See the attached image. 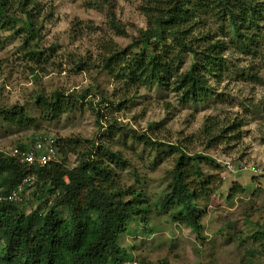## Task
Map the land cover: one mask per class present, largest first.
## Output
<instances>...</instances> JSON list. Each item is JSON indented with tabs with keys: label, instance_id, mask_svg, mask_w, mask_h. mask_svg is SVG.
Segmentation results:
<instances>
[{
	"label": "rangeland",
	"instance_id": "obj_1",
	"mask_svg": "<svg viewBox=\"0 0 264 264\" xmlns=\"http://www.w3.org/2000/svg\"><path fill=\"white\" fill-rule=\"evenodd\" d=\"M37 1L39 38L30 43L31 51L22 46L23 31L18 37L0 30V110L22 108L37 121L22 130L0 119V152L9 156L19 145L31 149L40 138L49 137L55 141H93L96 147L109 145L112 151L120 152L128 164L116 171L119 182L125 188L141 190L150 205L146 222H130L118 240L128 256L140 264H244L251 251L264 257V215L252 220L257 213H264V23L245 34L251 45L242 50L229 26L208 19L210 32L227 44L226 67L219 80L209 79L211 93L206 99L184 103L179 94L159 86L123 94L113 77L95 68L104 43L112 41L125 49L145 29L141 24L147 26L139 10L140 0H111L114 7L110 10L95 6L97 0ZM110 11L125 30L124 36L108 25ZM81 59L93 66L78 68ZM192 62L191 56H185L181 70L187 71ZM49 70L56 76L43 81ZM29 77L33 88L13 99L5 86L16 85L18 80L27 82ZM58 90L66 96L82 92L88 96L82 110L64 114L53 123L45 122L34 105L35 98L40 94L50 97ZM123 96L127 103L119 102ZM103 99L112 104L102 105ZM212 118L224 127L235 120L243 122L238 134H227L231 141L208 148L197 134ZM109 123L121 132L110 129ZM130 131L146 134L154 142L181 146L188 155L209 157L219 166L220 171L202 166L204 173L220 175L224 181L218 193L199 203L200 236L160 210L177 154L167 146L145 148L132 140ZM59 150V163L67 169L76 167L80 151L69 152L64 158ZM233 184L242 190L228 200ZM33 191L26 189L23 193L32 203L26 207L27 212L39 205ZM58 215L64 219L66 211L59 210Z\"/></svg>",
	"mask_w": 264,
	"mask_h": 264
},
{
	"label": "trees",
	"instance_id": "obj_2",
	"mask_svg": "<svg viewBox=\"0 0 264 264\" xmlns=\"http://www.w3.org/2000/svg\"><path fill=\"white\" fill-rule=\"evenodd\" d=\"M140 3L146 28L125 49L112 41L104 43L101 60L95 65L99 72L115 79L123 94L159 86L179 94L184 103L206 99L211 93L209 79L219 80L222 76L226 67L224 54L228 50L225 41L210 32L208 19L229 26L242 50L251 45L245 34L264 23V0H140ZM38 4L37 0H0V30L18 37L23 31L22 46L28 51L30 43L39 38ZM94 4L109 10L114 7L111 0H97ZM109 15L108 25L124 36L125 30L115 15L111 11ZM17 24L21 26L16 28ZM185 56H191L193 62L187 71H182ZM89 66H93L89 60L81 59L77 64L80 69ZM87 96L86 92L66 96L58 90L50 97L36 96L34 105L45 122L53 123L64 114L82 110ZM125 96L120 103L129 101ZM101 104L112 103L103 99ZM0 119L22 130L37 122L18 107L1 109ZM242 122L235 120L224 127L217 119H208L197 137L210 148L231 141L227 134H238ZM109 126L121 132L113 123ZM130 135L145 148L159 150L167 146L177 154L160 210L169 213L174 223L189 227L200 236L203 227L199 203L218 193L224 181L220 175L210 177L204 173L202 166L206 164L220 171L219 166L209 157L186 154L181 146L154 142L146 134L134 131ZM56 146L64 158L69 152L80 151L76 167L67 169L54 162L43 168L28 167L0 152V196H8L24 177L35 175L37 183L32 196L39 202L38 207L26 211L32 204L23 195L26 187L21 202L0 199V264H124L136 260L128 256L118 240L130 222L136 219L146 222L150 205L141 190L133 186L125 188L119 182L116 171L127 167L126 159L109 145L96 147L93 141L59 139ZM18 148L26 149L22 145ZM104 186L115 188L118 199L109 203L96 200L92 193ZM239 190L242 188L233 184L227 199ZM124 197L128 200L124 201ZM59 210L66 211L64 219L59 217ZM254 254L248 252L251 257Z\"/></svg>",
	"mask_w": 264,
	"mask_h": 264
},
{
	"label": "built area",
	"instance_id": "obj_3",
	"mask_svg": "<svg viewBox=\"0 0 264 264\" xmlns=\"http://www.w3.org/2000/svg\"><path fill=\"white\" fill-rule=\"evenodd\" d=\"M30 148L31 149H19L16 147L10 151L9 157L18 160L19 163L28 167L43 168L53 162L59 163L56 141L50 137L36 141ZM29 157H31L30 160ZM33 177H35V179H33ZM36 183L37 177L35 175L26 176L22 179L17 189L12 190L6 197L0 196V199L15 203L21 202L24 188L35 189ZM124 264H138V262L132 260Z\"/></svg>",
	"mask_w": 264,
	"mask_h": 264
},
{
	"label": "clouds",
	"instance_id": "obj_4",
	"mask_svg": "<svg viewBox=\"0 0 264 264\" xmlns=\"http://www.w3.org/2000/svg\"><path fill=\"white\" fill-rule=\"evenodd\" d=\"M141 27L146 28V24L142 23ZM13 47H15V45H13ZM49 71H50V75L44 76L43 81L49 80L52 77L56 76L55 71H53V70H49ZM17 75H19V73H17ZM0 83H2V78H0ZM84 83H87V80H85ZM33 86L34 85L32 82V77H29L27 82H24L23 80H18L16 85H7L5 87H7L12 92L13 99H18L21 96L22 92L32 89ZM13 87L15 89L14 91H12ZM49 90H51V89H49ZM89 99H91V97H89ZM30 159H31V157H29V160ZM73 159H76V158L73 157ZM253 171H255V169H253ZM33 179H35V177H33ZM65 179H67V178L65 177ZM116 191L117 190L115 188L108 189L106 186H104L103 188H100L96 192L92 193V195L95 196L96 200L107 201V203H109V202H113L114 199H118V197H115ZM127 200H128V197H124V201H127ZM229 211H235V209H229ZM261 215H264V213H257L255 216L252 217V220L259 219ZM261 224L264 225V220H261ZM197 247H198V245H197ZM249 262H251V264H264V257H260V256L247 257L246 258V264H249Z\"/></svg>",
	"mask_w": 264,
	"mask_h": 264
}]
</instances>
